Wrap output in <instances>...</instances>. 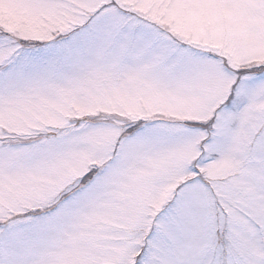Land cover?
<instances>
[{"label": "snow or ice", "instance_id": "6c2138e0", "mask_svg": "<svg viewBox=\"0 0 264 264\" xmlns=\"http://www.w3.org/2000/svg\"><path fill=\"white\" fill-rule=\"evenodd\" d=\"M0 264H264V0H0Z\"/></svg>", "mask_w": 264, "mask_h": 264}]
</instances>
